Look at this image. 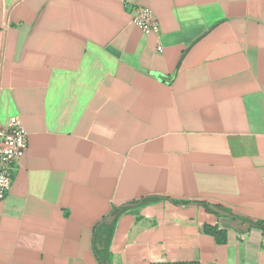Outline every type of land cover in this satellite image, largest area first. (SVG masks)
Returning <instances> with one entry per match:
<instances>
[{"label": "crops", "instance_id": "crops-1", "mask_svg": "<svg viewBox=\"0 0 264 264\" xmlns=\"http://www.w3.org/2000/svg\"><path fill=\"white\" fill-rule=\"evenodd\" d=\"M134 1L158 33L122 0H0V126L27 132L0 264H264L200 204L264 220V0Z\"/></svg>", "mask_w": 264, "mask_h": 264}, {"label": "built area", "instance_id": "built-area-1", "mask_svg": "<svg viewBox=\"0 0 264 264\" xmlns=\"http://www.w3.org/2000/svg\"><path fill=\"white\" fill-rule=\"evenodd\" d=\"M124 5H132L129 11L131 22L143 33H158L159 22L152 9L137 5L134 0H122ZM161 51L160 45L156 46ZM27 146V132L18 117H11L0 126V200L9 191L15 177L19 157Z\"/></svg>", "mask_w": 264, "mask_h": 264}, {"label": "trees", "instance_id": "trees-1", "mask_svg": "<svg viewBox=\"0 0 264 264\" xmlns=\"http://www.w3.org/2000/svg\"><path fill=\"white\" fill-rule=\"evenodd\" d=\"M156 197L154 196H149V197H145L143 198L140 203H144L148 200H154ZM174 203H186V201H178V200H174ZM201 205H203L205 207L206 210L210 211V212H214L212 211L208 206V203L205 202H201ZM126 208H113L110 212V214H115L116 217ZM243 220V219H242ZM244 221V220H243ZM112 224L106 226L105 224H103V220L101 221L100 225L97 226V228H95L94 230V234H93V250L94 252L99 256V253L101 252V250L98 248V245L103 243L105 246L108 243L109 237H110V232L112 230ZM252 226H255L259 229L262 230V232H264V220H256L253 221L251 223ZM204 230L207 233L213 234L215 236V239L217 242H223L225 241V229H219L217 226H209V225H205L204 226ZM173 264H192V263H173Z\"/></svg>", "mask_w": 264, "mask_h": 264}, {"label": "water", "instance_id": "water-1", "mask_svg": "<svg viewBox=\"0 0 264 264\" xmlns=\"http://www.w3.org/2000/svg\"><path fill=\"white\" fill-rule=\"evenodd\" d=\"M127 206H132V204H129V203L124 204L120 208L127 207ZM208 207L212 211H214L215 213L220 215L218 222H219L220 226L223 228H231V229H235L237 231L247 232L251 227L250 222L243 221L242 219L230 214L229 212H227L223 209L218 208L215 205L209 204ZM115 218H116L115 214H109L105 217V219L103 220V223L111 224Z\"/></svg>", "mask_w": 264, "mask_h": 264}]
</instances>
